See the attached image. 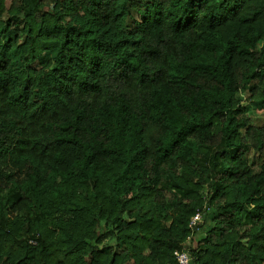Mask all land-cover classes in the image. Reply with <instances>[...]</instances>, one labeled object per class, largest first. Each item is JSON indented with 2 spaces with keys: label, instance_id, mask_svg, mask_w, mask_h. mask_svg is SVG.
Here are the masks:
<instances>
[{
  "label": "clouds",
  "instance_id": "9594fccd",
  "mask_svg": "<svg viewBox=\"0 0 264 264\" xmlns=\"http://www.w3.org/2000/svg\"><path fill=\"white\" fill-rule=\"evenodd\" d=\"M0 264H264V0H0Z\"/></svg>",
  "mask_w": 264,
  "mask_h": 264
}]
</instances>
